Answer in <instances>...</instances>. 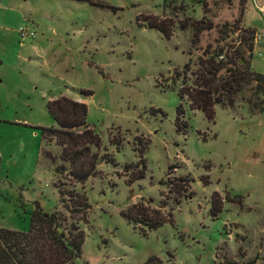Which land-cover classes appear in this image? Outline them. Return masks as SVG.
Segmentation results:
<instances>
[{
  "label": "rangeland",
  "instance_id": "rangeland-1",
  "mask_svg": "<svg viewBox=\"0 0 264 264\" xmlns=\"http://www.w3.org/2000/svg\"><path fill=\"white\" fill-rule=\"evenodd\" d=\"M204 53L264 76V0H0V227L27 232L34 203L66 215L59 193H78L88 209L70 264H264V90L244 84L207 121L177 96ZM60 96L85 104L100 140L81 184L40 134ZM139 157L144 177L130 183ZM149 201L171 222L143 235L119 213Z\"/></svg>",
  "mask_w": 264,
  "mask_h": 264
},
{
  "label": "trees",
  "instance_id": "trees-1",
  "mask_svg": "<svg viewBox=\"0 0 264 264\" xmlns=\"http://www.w3.org/2000/svg\"><path fill=\"white\" fill-rule=\"evenodd\" d=\"M145 24L161 33L165 39L170 38L171 34L164 22L149 19ZM186 27L188 26L181 25V29ZM203 56L192 73L191 85L183 84L177 96L179 100L185 97L189 108L200 111L207 121H212L215 105L232 106L244 84L250 81L255 84V96L263 92V75L233 69L228 60L224 63L216 61V54L204 53ZM83 93L89 94L87 91ZM252 99L245 100L249 111L260 113L261 100ZM45 108L55 127H41V138L52 137L55 140L61 147L62 160L67 163L68 178L81 184L95 173L97 160L95 154H89V147L97 148L100 144L99 136L86 125V106L60 96L48 101ZM182 113L179 104L174 118V127L178 133H184L186 129L184 122L178 123ZM139 161L141 168L133 174L130 183L144 177L145 166L140 157ZM59 171L64 173L65 170L60 168ZM177 182L186 187V183L191 181L178 178ZM64 195L59 193V202L66 215L56 210L45 212L34 203L29 213L27 232L0 228V264H70L80 258L84 236L77 222L84 218L88 205L81 194L73 193L65 198ZM150 203L149 201L144 206L140 203L130 205L120 211L119 215L143 235L146 231L156 230L164 223L171 222L170 211L164 214L161 208H150ZM178 203L179 200H176V204ZM219 211V206H215L212 200L210 214L214 216Z\"/></svg>",
  "mask_w": 264,
  "mask_h": 264
},
{
  "label": "built area",
  "instance_id": "built-area-1",
  "mask_svg": "<svg viewBox=\"0 0 264 264\" xmlns=\"http://www.w3.org/2000/svg\"><path fill=\"white\" fill-rule=\"evenodd\" d=\"M19 34L22 38H27V37H32L33 36V33L31 32H28L24 29H19Z\"/></svg>",
  "mask_w": 264,
  "mask_h": 264
},
{
  "label": "crops",
  "instance_id": "crops-1",
  "mask_svg": "<svg viewBox=\"0 0 264 264\" xmlns=\"http://www.w3.org/2000/svg\"><path fill=\"white\" fill-rule=\"evenodd\" d=\"M0 228H2V227H0ZM10 230H12V229H10Z\"/></svg>",
  "mask_w": 264,
  "mask_h": 264
}]
</instances>
